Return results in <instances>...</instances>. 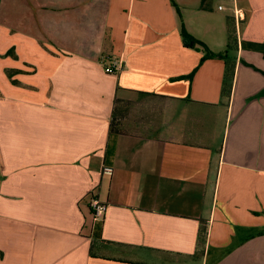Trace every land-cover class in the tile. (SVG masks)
I'll use <instances>...</instances> for the list:
<instances>
[{"label":"crops","instance_id":"1","mask_svg":"<svg viewBox=\"0 0 264 264\" xmlns=\"http://www.w3.org/2000/svg\"><path fill=\"white\" fill-rule=\"evenodd\" d=\"M229 18L264 43V0H1L0 264H264V55L225 106V62L182 38L222 53Z\"/></svg>","mask_w":264,"mask_h":264},{"label":"trees","instance_id":"2","mask_svg":"<svg viewBox=\"0 0 264 264\" xmlns=\"http://www.w3.org/2000/svg\"><path fill=\"white\" fill-rule=\"evenodd\" d=\"M0 4H1V0H0ZM227 26H228L227 49L222 53H214L210 51L208 47H206L200 41L192 37L185 29L182 32L183 42L186 47L189 48L200 47L205 52L206 59L219 58L225 62V73H224L223 86H222V104L225 106H229L231 102L234 80L236 77V70L238 64L237 62L238 53L240 52V49L244 47L256 48L261 50L264 55V43L261 45H256V44L245 43L240 41L236 19L229 18L227 21ZM137 96L140 100H142L143 98L156 96V95L150 93L138 92ZM131 106L132 104L130 101H125L119 98H116L114 101V107L112 110L111 123H110L111 124L110 143L108 144L106 156H105V162L108 166L112 165L116 152V146H115L116 139L123 132L125 122L128 120L130 112L132 110ZM100 230L101 228L99 226H97L95 229L97 239H99L100 237ZM206 239H207V222L201 221V226L199 231V247L201 249L197 253L198 256H202L204 254Z\"/></svg>","mask_w":264,"mask_h":264},{"label":"built area","instance_id":"3","mask_svg":"<svg viewBox=\"0 0 264 264\" xmlns=\"http://www.w3.org/2000/svg\"><path fill=\"white\" fill-rule=\"evenodd\" d=\"M121 69V64L117 60H110L108 61V65L105 68L106 73L110 74H116ZM107 171H110L108 168ZM91 209L94 213V218L96 221H103L106 214V206L97 201L96 199H93L91 201Z\"/></svg>","mask_w":264,"mask_h":264},{"label":"rangeland","instance_id":"4","mask_svg":"<svg viewBox=\"0 0 264 264\" xmlns=\"http://www.w3.org/2000/svg\"><path fill=\"white\" fill-rule=\"evenodd\" d=\"M244 50L245 51H252V52H259V49H256V48H249V47H244ZM136 98H133L132 101L135 102V103H138L139 101L138 100H135Z\"/></svg>","mask_w":264,"mask_h":264}]
</instances>
